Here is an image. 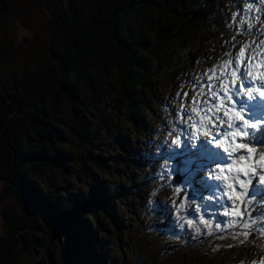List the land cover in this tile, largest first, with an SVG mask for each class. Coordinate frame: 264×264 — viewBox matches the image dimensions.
<instances>
[{
  "label": "rangeland",
  "instance_id": "rangeland-1",
  "mask_svg": "<svg viewBox=\"0 0 264 264\" xmlns=\"http://www.w3.org/2000/svg\"><path fill=\"white\" fill-rule=\"evenodd\" d=\"M240 1L223 0L222 4L221 1L215 0L213 19L199 20L177 34L170 48L164 54L163 52L159 54L161 57L163 54V57L159 62L155 87L152 92L149 91L148 97L149 102L152 103L149 108L153 117L151 125L141 127L133 124V129L124 123L121 124V136L124 139L127 137L126 141L134 150L142 152L149 146H158L168 149L162 152L163 155L172 154L173 159L168 160V163L160 159V154L148 159L136 155V160L129 167H122L121 170L127 175L131 169H137L136 176L144 181L146 189L142 191L143 195L153 191H157L158 195L170 191L167 198L170 205L176 204L178 199L182 201L180 210L175 211V217L179 221L178 230L163 231L159 227L162 222L160 217L152 211V215L141 212L136 216L125 217L126 225L123 226L120 236L104 224L105 232H102L101 239L106 240L108 248V257L103 260L104 264H124V262L139 264V254L145 262L152 264H264V217L253 219L255 215H259L260 210L264 214V207L260 206V202L264 201V191H257L255 194L252 188L256 187L249 189L248 195L255 201L251 205L247 198L233 203L227 201L225 197L221 202L224 207L209 202L208 207L202 209V212H190L192 222L187 224L189 219L184 217L187 216V211L196 208L201 203L202 197L207 195L204 190L205 181L201 179L206 169L201 171L203 167L199 162L191 173L183 168V160L179 158V153L182 154L185 146L171 145L169 142L175 137L168 135V131L171 130L180 133L181 130L171 121L176 120L177 123L184 124L185 118L180 113L185 109L192 114V122L200 121L197 127L201 131L211 125L215 110V106L211 103V91L216 87L215 78L217 75L223 76L226 72L231 75V61L239 58L243 65L245 57L254 52L255 59L251 60L248 66L256 69L254 72L256 74L260 72V62L264 60V44L259 43L264 40V0H245L243 8ZM93 2L94 0H0L3 6L0 15L4 14L3 18H0V69L3 77L9 78L13 70L20 71L26 68L30 72L39 70L41 72L42 69L53 67L51 61L56 60L50 58V48L74 35L73 30L70 29L74 17H79L82 13L85 16L93 15ZM61 36L63 37L58 42ZM240 46H246L245 53L238 57ZM67 49H71V44ZM210 69L212 71H209ZM201 72L204 75H201ZM93 74L90 73L92 77ZM103 81L107 84L105 85L107 98L102 102L103 110H107L104 115H108L112 121L117 115L119 120L124 121V109L116 108L115 104L118 86L113 74L109 77L104 76ZM208 81L211 83L209 84ZM93 82L97 84V77L93 78ZM234 82H239L238 76L234 78ZM205 100L208 102L207 109L201 107ZM99 102L97 100V104ZM166 104L174 106L177 110L178 114L175 117L171 110L165 107ZM61 111L63 120L70 123L71 107L64 104L56 114L59 116ZM91 114L92 117L87 114V119L98 121L97 113L92 111ZM219 115H223L222 109ZM222 127L227 130V117H224ZM103 139L108 142L113 141L110 136ZM69 140L73 146L72 153L84 150V148L78 149L71 137L68 138ZM181 140H184L183 135ZM197 143L199 147L196 152H199L203 158L204 167L209 169L216 162L213 154L206 148V144L199 140ZM123 146L125 147V144ZM189 147L192 149L191 145ZM161 166L176 169L174 183L176 187L181 188L179 194L168 181H163L168 183V188L164 190H161L160 180L147 182V178L154 172L158 173ZM77 175L80 183L74 181L76 177L74 175H70V178L63 175L64 180L60 179L62 175L56 169L53 173H46L40 178L44 180L45 185L48 184L45 178L50 181L51 195L77 199L75 192L79 187L82 189L85 187L86 180L79 171ZM228 182L230 183L231 180ZM7 184L0 182V242L2 244L0 264L6 262L11 249V264H64L65 239L62 241L57 237L50 243L48 233L51 234L49 225L52 224L44 219L45 216L40 214L30 199L27 203L21 195V203H19L17 187H14L15 191ZM187 194L194 201L187 200L185 198ZM145 199L149 201L154 197L147 195ZM121 200L122 203L126 201L122 198ZM146 206L151 205L146 204ZM257 206L260 210L255 209ZM235 223L234 228L228 229ZM252 223L255 228L242 232V229L248 228ZM40 231L43 232L42 237L46 240L47 246L32 248L37 242L33 243L30 238Z\"/></svg>",
  "mask_w": 264,
  "mask_h": 264
},
{
  "label": "trees",
  "instance_id": "trees-1",
  "mask_svg": "<svg viewBox=\"0 0 264 264\" xmlns=\"http://www.w3.org/2000/svg\"><path fill=\"white\" fill-rule=\"evenodd\" d=\"M219 1L223 4V0ZM214 2L94 0L93 15L82 13L74 17L70 23L74 35L60 42L61 36L60 44L50 48V58L56 60L51 61L53 67L41 72H30L26 68L13 70L9 78L3 77L0 69V182L8 183L7 186L11 185L15 191L17 187L19 203L22 195L27 203L30 199L35 204L44 219L52 224L49 225L51 234L54 230L62 231L58 239L67 242L70 264H92V261L104 264L103 260L108 257L107 242L101 239L104 224L120 236L126 225L125 217L141 212L152 215L151 206L144 203L147 195L142 191L146 189L144 181L136 176L137 169L125 175L121 168L129 167L136 155L148 159L163 155L168 149L149 146L142 152L134 150L126 141L127 137L121 136V124L130 128L133 124L151 125L149 91L155 87L163 54L187 26L215 17ZM240 3L243 8L245 0ZM2 8L0 4V10ZM69 44L71 49H67ZM90 73L95 75L92 77ZM110 74L118 86L116 108L124 109L125 116L123 121L116 115L113 120L116 123L104 115L107 110H103L102 104L107 98V84L103 79ZM94 77H97V84L93 82ZM64 104L72 110L70 123L63 120L62 111L59 116L56 114ZM92 111L97 113L98 121L87 119V114L92 117ZM106 136L113 141L103 139ZM69 137L78 149L84 150L73 154ZM55 169L62 175V178L58 176L60 179L64 180L63 175L67 178L74 175L78 183L79 171L86 180L85 187L78 189H91L92 198L83 205L77 203L74 211L53 209L50 201H65L63 207L67 210L72 208L71 201L77 200L49 193L50 181L45 178L48 182L45 185L40 176L53 173ZM169 192L153 200H166L170 205ZM121 198L127 202L122 203ZM189 215L184 216L185 219L192 217ZM175 216V211L163 220L164 216H159L162 221L159 227L163 231L178 230L179 221ZM235 226L236 223L231 224L228 229ZM253 228L252 223L242 232ZM42 234L40 231L30 238L38 244H33L32 248L47 246ZM51 234L48 233L50 243ZM11 256L12 249L2 264H11ZM138 260L139 264H152L145 262L140 254Z\"/></svg>",
  "mask_w": 264,
  "mask_h": 264
},
{
  "label": "snow or ice",
  "instance_id": "snow-or-ice-1",
  "mask_svg": "<svg viewBox=\"0 0 264 264\" xmlns=\"http://www.w3.org/2000/svg\"><path fill=\"white\" fill-rule=\"evenodd\" d=\"M259 43L264 44V40L259 41ZM245 47H239L238 57L245 53ZM253 59H255L254 52L245 57L243 65L239 58L234 59L231 61L232 72L230 76L227 72L223 76H216V87L211 91V103L215 106L213 122L206 130L201 131L197 127L200 121L190 122L192 114L186 109L180 113L185 118L184 124H179L176 120L171 121L181 131L179 134L175 130L168 131V135L175 138L170 142L165 141L171 145H178L183 135L184 143L192 146L193 156H195L199 147L197 143L199 140L211 149L213 159L216 161L201 177L205 181L204 190L207 195L202 197L201 203L196 208L187 211V216L192 211L195 213L202 212V209L208 207L209 202L224 207L225 205H222L221 202L225 197L227 201L233 203L247 198L249 205L254 204L255 201L248 195L249 189L252 187L264 189V60L260 62V72L253 76L256 69L248 66ZM201 75L204 73L201 72ZM237 76L239 82L235 83L234 78ZM253 79L260 82V87H253ZM208 83L211 82L208 81ZM165 107L171 110L174 117L178 114L174 106L166 104ZM201 107L207 109V100L202 103ZM221 109L223 115H219ZM224 117H227V130L222 127ZM165 128L167 130V124H165ZM185 133L187 135H184ZM160 159L167 161L173 158L172 154L168 153L167 155H160ZM197 163L195 158L185 159L183 168L191 173L197 167ZM201 171L203 170L201 169ZM175 172L176 169L174 168L161 166L158 173L154 172L151 177L147 178V182L160 180L161 190L167 189L168 183H170L175 188L176 193L179 194L181 188L176 187L174 183ZM229 180H231L230 183ZM163 181H168V183H163ZM147 195L156 197L158 192L153 191ZM75 196L77 200L71 202V209H64L65 201L63 200L50 201L49 203L53 209L59 211H74L77 203L83 205L92 198V191L91 189L88 191L77 189ZM185 198L194 201L189 198L188 194ZM145 204L151 205L153 213L166 218L172 212L180 210L182 201L178 199L176 204L168 205L166 200H149ZM260 206L264 207V201L260 202ZM191 222L192 220L189 219L187 224H191Z\"/></svg>",
  "mask_w": 264,
  "mask_h": 264
},
{
  "label": "water",
  "instance_id": "water-1",
  "mask_svg": "<svg viewBox=\"0 0 264 264\" xmlns=\"http://www.w3.org/2000/svg\"><path fill=\"white\" fill-rule=\"evenodd\" d=\"M3 90V93L6 94L5 90ZM60 233L59 230H54L53 231V234H52V238L51 240H56L57 237H58V234ZM67 255H68V248H67V242H66V248H63V260H64V264H70V259H69V255H68V258H67Z\"/></svg>",
  "mask_w": 264,
  "mask_h": 264
},
{
  "label": "bare ground",
  "instance_id": "bare-ground-1",
  "mask_svg": "<svg viewBox=\"0 0 264 264\" xmlns=\"http://www.w3.org/2000/svg\"><path fill=\"white\" fill-rule=\"evenodd\" d=\"M256 75H257L256 73L253 74V76H256ZM252 85H253V87H260V82L258 80L253 79ZM200 150H201V146H200ZM208 150H210V153H212L210 148H208ZM199 161H200V163L202 162L201 156H199Z\"/></svg>",
  "mask_w": 264,
  "mask_h": 264
}]
</instances>
